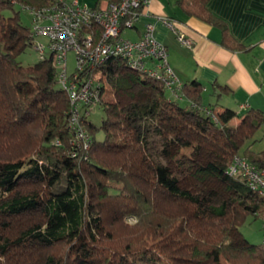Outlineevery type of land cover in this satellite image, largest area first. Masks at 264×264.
Masks as SVG:
<instances>
[{
    "label": "trees",
    "instance_id": "16d2710c",
    "mask_svg": "<svg viewBox=\"0 0 264 264\" xmlns=\"http://www.w3.org/2000/svg\"><path fill=\"white\" fill-rule=\"evenodd\" d=\"M101 1L90 6L79 0L94 8ZM209 1L175 0L186 15L218 27L228 49L243 48ZM47 2L0 0V264H264V243L248 242L239 230L248 216L264 217V195L250 187L241 169L230 171L235 158L264 170V148L252 149L264 129V111L239 113L222 104L228 85L215 82L206 93L200 80L178 79L169 88L110 56L98 79L101 123L84 120L86 147L70 126L73 106L53 53L41 54L34 65L19 60L35 40L20 12ZM137 10L145 15L142 7ZM128 19L121 20L122 33ZM82 32L102 35L94 23ZM78 72L90 79L95 69ZM108 87L131 94L139 88L140 99L124 109L104 99ZM151 128L164 154L190 147L211 151L192 175L216 178L231 194L211 204L180 188L183 171L173 172L149 150Z\"/></svg>",
    "mask_w": 264,
    "mask_h": 264
},
{
    "label": "built area",
    "instance_id": "2783aa9c",
    "mask_svg": "<svg viewBox=\"0 0 264 264\" xmlns=\"http://www.w3.org/2000/svg\"><path fill=\"white\" fill-rule=\"evenodd\" d=\"M152 1H108L106 5L94 8L81 4L79 0L71 2L49 0L42 6L30 8L33 36L35 39L45 37L48 41L46 44L38 41L35 48L41 54L47 49L53 53L59 70V83L67 91L73 106L70 126L76 138L84 142L86 147L89 143L84 120L91 116L92 105L99 102L100 67L108 57L120 56L122 60L127 61L135 73L169 88H173L175 83L179 82L169 66L166 46L155 36L153 23L147 25L145 32L138 39L132 40L121 35L122 18L131 17L125 22V27L132 28L135 18L142 15L137 9L142 7L146 15L149 13ZM158 18L168 27L175 28L165 16ZM93 23L102 29L99 39L92 33L82 32L83 27L91 28ZM178 39L183 44H190V40L183 35L179 34ZM70 51L76 54L75 62L78 71L87 68L95 69L92 78L84 79L78 71L68 73V53ZM237 169L244 172L252 189L264 195V170L259 171L246 161L235 158L234 163L230 165V171L235 173Z\"/></svg>",
    "mask_w": 264,
    "mask_h": 264
},
{
    "label": "crops",
    "instance_id": "0c3cea01",
    "mask_svg": "<svg viewBox=\"0 0 264 264\" xmlns=\"http://www.w3.org/2000/svg\"><path fill=\"white\" fill-rule=\"evenodd\" d=\"M107 2L102 0L99 6ZM208 8L227 23L243 48L228 49L218 27L186 15L175 0H153L150 14L140 17L134 31L139 38L146 23L155 25L156 36L167 46L170 66L181 83L198 79L206 93L213 91L215 82L228 85L231 90L220 98L222 104L239 113L251 107L264 111V0H210ZM158 16L170 17L175 28L163 25ZM179 34L190 44L181 43ZM215 99L211 96V101Z\"/></svg>",
    "mask_w": 264,
    "mask_h": 264
},
{
    "label": "rangeland",
    "instance_id": "374dc122",
    "mask_svg": "<svg viewBox=\"0 0 264 264\" xmlns=\"http://www.w3.org/2000/svg\"><path fill=\"white\" fill-rule=\"evenodd\" d=\"M96 0H80L81 3H87L90 6H93ZM172 3V2H171ZM173 4V3H172ZM174 7V4L171 6ZM17 9V6H16ZM4 13L6 15H10V10H5ZM21 20L24 25L27 27L32 26V16L30 14V10L28 8L22 9L20 12ZM122 37L128 38V39H136L138 36H136V32L133 29H128L124 31L122 34ZM41 41L43 43H47V39L45 37L37 38L33 40L34 44L29 45L27 49L19 56V60L24 65H34L40 61L41 53L40 51L36 50L35 44ZM49 50L47 49V52ZM76 54L74 51H70L68 53V64H67V71L69 74L73 73L76 68ZM138 89L135 88L132 90L131 93H127L124 91H113L110 87L107 88V90L104 93V99L110 102L118 103L120 107L126 109L129 108L131 103H133L135 100L140 99V95L138 94ZM166 94L168 96H171V91L166 90ZM180 103H184L182 100H179ZM91 116L89 119H91L96 125H100L102 117H103V111L99 107L97 103L93 104L91 107ZM99 139L103 137V134L101 132L97 135ZM259 140L252 146V149L254 151H259L264 148V129H260L257 132L256 135ZM149 150L151 154L153 155L154 159L157 162L164 163L169 166V168L174 172L175 170L179 169L183 171V179L179 183V187L182 189L190 190L193 193H198L211 204H217L221 200L227 198L231 193L228 192L225 188V184H223L220 180L216 178H210L206 179L204 181L198 180L195 178L192 174L196 170V166L202 162L206 163L211 159L207 155L206 152L211 153V151L203 148V152L199 153L196 151L195 148L190 147L186 149H181L179 151L172 150L169 154H164L162 150V143L160 140V137L157 136L153 129L151 128L149 135ZM176 161H180V164H177ZM264 217H254L253 215H250L247 217L245 223L240 227V232L244 236V238L252 243L261 245L263 243L264 238ZM235 240H238L239 237H235ZM136 264H141V262H138ZM142 264H150V263H142ZM163 264V263H158Z\"/></svg>",
    "mask_w": 264,
    "mask_h": 264
}]
</instances>
